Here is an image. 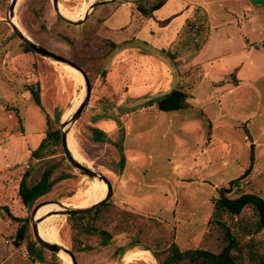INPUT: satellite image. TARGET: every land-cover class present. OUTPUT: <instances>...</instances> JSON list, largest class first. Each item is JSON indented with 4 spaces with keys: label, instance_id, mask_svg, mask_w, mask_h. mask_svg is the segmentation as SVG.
Wrapping results in <instances>:
<instances>
[{
    "label": "rangeland",
    "instance_id": "374dc122",
    "mask_svg": "<svg viewBox=\"0 0 264 264\" xmlns=\"http://www.w3.org/2000/svg\"><path fill=\"white\" fill-rule=\"evenodd\" d=\"M10 1L0 0V186L1 183L4 186L0 191V206L4 207H0V264H33L30 258L34 253L37 255L36 248H40L32 234L33 209L41 203L60 202L73 207L87 201L90 181L71 167L62 145L49 147L38 159L32 155L45 137L48 123L61 131L66 114L83 97L84 83L81 79L78 85L65 67L35 56L33 51L34 54L22 50L21 40L13 38L12 29L1 23L6 19ZM98 1L104 0L94 3ZM86 2L59 0L61 9L72 14ZM36 5L35 0H19L15 10L17 24L40 46L82 64L91 80L90 103L71 131L73 151L81 164L109 179L113 186L109 202L138 219L131 234L125 232L115 237L117 244L127 248L117 260L111 253L89 256L75 252L69 245L67 217L58 215L50 226L49 231L54 232L53 243L73 250L79 264H161L155 254H168L172 246L180 251L206 248L218 252L223 234L215 226L216 231L209 226L218 190L228 188L230 182L249 169L248 184L241 183L234 192L264 199V43L261 44L264 36L261 41H255L259 50L253 59L259 71L254 73L253 80L242 81L241 75L247 76L246 73H235L239 83L234 78L232 83H224L220 82L221 77H225L220 66L211 70L207 67V71L206 66L202 67L208 73L204 77L200 65L194 64L205 44L200 50L194 45V49L184 52H181V44L173 48L177 41L167 51L149 49L146 38H141L139 32L144 28V32L149 33L144 22L151 18L140 20L135 3L120 1L96 8L87 23L71 27L57 19L49 0L42 19L46 26L60 33L50 36L38 32L40 22L30 11ZM247 10L250 11L244 5L243 17ZM105 20L104 25L113 28L116 41L120 34L134 33V38H141L127 40L123 45L113 43L115 49L119 48L116 50L125 46L133 49L128 58L124 57L135 64L132 68H127L130 62L124 58L120 62L115 56L117 53L111 54L106 47L113 40L101 25ZM135 22L141 29L130 27V23L135 25ZM152 30L156 33L155 28ZM186 34L183 31L180 43L187 40ZM206 36H199L198 46L207 42ZM104 51H109L105 60ZM141 55L152 59L148 63L151 69L147 81L152 87L160 88H148L147 91H153L147 95L137 87L129 91L140 73L138 67L145 64L138 59L135 63L134 58ZM186 60L190 66L184 70L178 63ZM114 64L120 67L113 68ZM231 74L234 72L227 76ZM112 83H115L113 88ZM37 85L41 107L35 103L30 89ZM178 89L188 95L191 108L159 111L158 100ZM136 90L140 96L134 97ZM118 106L125 108V113L116 111ZM94 129L103 133L98 141ZM61 161L72 169V179L53 186L31 209L25 208L19 197L25 173L33 170L32 179H35L46 162ZM9 213L28 220L30 240L20 248H15L14 241L21 224L12 220ZM254 220L251 209L243 213V221L252 224ZM134 237L141 238L139 245L132 240ZM256 239L259 240L260 235ZM29 246L33 249L29 250ZM42 253L49 262L52 254L45 250ZM135 253L139 255L127 263L129 255ZM1 257L5 261L2 262ZM57 257L59 264H65Z\"/></svg>",
    "mask_w": 264,
    "mask_h": 264
},
{
    "label": "trees",
    "instance_id": "16d2710c",
    "mask_svg": "<svg viewBox=\"0 0 264 264\" xmlns=\"http://www.w3.org/2000/svg\"><path fill=\"white\" fill-rule=\"evenodd\" d=\"M37 5L30 9L32 16L39 21L38 32L50 36L57 33L50 29L42 19L43 12L49 4V0H35ZM168 0H142L136 3L138 11L144 17L152 18L153 14L161 9ZM8 29V27H5ZM183 31L189 37L180 43ZM179 38L174 43L173 48L181 44V52L191 51L196 45V50H200L205 43L199 45L200 37L208 33L206 13L197 8L193 17L187 20L186 25ZM12 37L17 39L15 34ZM186 34V35H187ZM194 34V36L190 35ZM197 42V44H195ZM73 43V41H72ZM20 47L25 53L34 54L28 47L20 42ZM180 51L178 52L181 53ZM36 56V54H34ZM174 57V56H173ZM175 58V57H174ZM80 65V64H79ZM84 67L82 64L80 65ZM39 85L31 86V94L35 103L41 107V98L39 94ZM188 95L181 89L174 90L164 98L158 100L157 107L159 111L175 112L190 109L187 101ZM42 139L40 146L33 152V157L40 158V153L48 151L49 147L61 146V132L59 128L49 125ZM95 130V129H94ZM97 141L103 136L101 130L94 131ZM100 138V139H98ZM95 141V140H94ZM95 141V142H97ZM254 159V158H253ZM64 160V159H62ZM57 162V161H56ZM46 162V166L37 173L39 177L32 179L33 170L27 171L22 178L19 190V197L25 208L31 209L34 203L43 196L50 193L57 184L71 180L72 169L66 162L56 163ZM251 169V168H250ZM250 170L239 179L230 182L228 188L219 189V197L214 201L213 216L209 222L210 229L216 231L214 226L223 234V241L218 252L208 251L206 248H197L186 251H180L178 248L171 247L168 254H155L161 264H264V199L258 195L244 194L235 188L246 186L249 182ZM246 182V184H244ZM251 209L254 212L255 220L252 224L243 221V213ZM12 220L20 223L17 230L14 246L20 248L22 244L30 240V229L27 219L15 217L9 213ZM138 219L129 212L121 210L119 206L109 202L102 208L92 214L81 217H68L67 225L69 228V245L78 254L95 255L102 253H111L115 260L125 254L126 247L117 244L116 236L120 234H131ZM260 235L257 240L256 236ZM131 238V237H129ZM134 242H141V238H133ZM32 244V243H31ZM33 243L32 245H34ZM139 245V244H138ZM136 245V246H138ZM29 250L33 247L29 246ZM37 252L31 256L34 262L41 264H59L56 255H51V260L47 262L42 256V250L36 248Z\"/></svg>",
    "mask_w": 264,
    "mask_h": 264
},
{
    "label": "crops",
    "instance_id": "0c3cea01",
    "mask_svg": "<svg viewBox=\"0 0 264 264\" xmlns=\"http://www.w3.org/2000/svg\"><path fill=\"white\" fill-rule=\"evenodd\" d=\"M128 1L126 0L128 4H136V2L142 0ZM112 3L114 2H111L110 4ZM244 5H246L250 9V11L247 10L243 17ZM197 8L202 9L206 13L207 26L208 30L210 31H208L206 36L207 42L201 49L199 57L195 59L196 61L194 62V64L200 65L199 67H201L200 69L202 72L204 71L202 69V67L204 66H206V71L207 67L208 70H211L216 68L217 66H220L219 70L225 73V77H221V79L223 80L220 82L232 83L234 78V80L239 83L240 79L237 77L235 79V73L236 75L246 73L247 76L241 75L242 81H245L246 79L248 81L253 80L254 73L257 74L259 71L258 65L253 59L254 53L256 52V50H259V47L256 44L257 42L255 43V41H261L262 37L264 36V0H168V2L161 9L157 10L153 14L151 20L144 22L145 30L147 29L149 33L147 31L144 32V28H142V30L139 32L140 37L146 38L149 49L167 51V49L177 40V37H179V34H181L182 30L184 29L187 20L193 17ZM251 13L253 14V16ZM138 18L140 20L149 19L142 16L140 13L138 15ZM138 18L136 19L137 22ZM87 20L88 18L83 23H87ZM106 20L109 21L110 19L107 18ZM106 20L103 21L101 25L106 28L109 36L111 35V40H113V42L108 43L109 45L107 44L106 47H108V50H110L111 54L117 53L115 56H117L120 62H122L124 57L128 58L130 50L133 49H128V47L125 46L120 50H116L119 48L115 49L113 43L117 42L119 45H123V42L127 40L141 38H134V33L130 35L127 34L125 36H122V34H120L118 40H121L116 41L113 28H109L104 25L106 24L105 22H107ZM137 22H135V25H132V23H130V27H133L134 30H137L138 28L141 29V25L137 24ZM146 22L148 26H145ZM151 27L156 29V33L152 30ZM148 35H150V38L148 37ZM148 39H150L151 41ZM263 43L264 42H262L261 44ZM108 54L109 51H104V60L107 58ZM137 59L140 61L142 60V62L145 64L144 67H138L140 73L135 79L134 84L129 87V91L130 88L137 87L139 90H144L147 95L149 91H153H147L148 88H159L155 86L152 87L147 81L149 71L151 69L148 63L152 62V59L148 58V56L141 55L134 58L135 63ZM128 62H130V64L127 68H132V66L135 65L132 64V61ZM179 64L184 70H186L187 67L190 66L188 64V60L179 61L178 65ZM118 66L119 65L114 64L113 68H117ZM162 67L164 68V66ZM174 67L175 66H173V68ZM157 68H159L158 65ZM231 72H234V74L227 76V73ZM203 75L204 77H206L208 73L204 71ZM230 76L232 77L229 79ZM141 81L145 83H141ZM170 81H173V78H171ZM114 84L115 83L110 84L112 88L115 87ZM129 94L130 92L126 93L125 96L127 97ZM138 94V90L133 93L134 97L140 96ZM117 110L121 113H125V108L121 109V107L118 106V108H116V111ZM3 189L4 186L1 183L0 191ZM5 244L8 246L10 245V243L7 244V242ZM1 260L2 262L5 261L3 257H1ZM30 260L33 262V264L38 263L34 262L31 258Z\"/></svg>",
    "mask_w": 264,
    "mask_h": 264
},
{
    "label": "water",
    "instance_id": "95a60500",
    "mask_svg": "<svg viewBox=\"0 0 264 264\" xmlns=\"http://www.w3.org/2000/svg\"><path fill=\"white\" fill-rule=\"evenodd\" d=\"M124 2L126 0H104V1H98L96 3L91 4L89 7L88 12L81 18L77 20H68L65 21L63 19L61 14V6L59 4V0H51L52 6L54 9V12L57 16V19H59L61 22L66 24L67 26L71 27H78L88 18V16L93 12L96 8L99 7H107L111 6L116 2ZM19 0H11L9 7L7 9V15L6 19L4 21H1V23L7 24L15 34V36L21 40V42L28 47L31 51H33L36 55L52 62L56 63L58 65H61L63 67H69L75 71H77L83 81H84V92H83V98L81 99L80 104L78 107L71 113L66 121H63L61 124V145L62 149L65 155L66 160L71 165V167L76 170L81 176L89 179L90 183H93L95 181L97 182H103L107 185V194L104 197L103 200L99 201L95 205H92L90 207L86 208H74L67 206L60 202H49V203H41L40 205H37L32 212V234L34 237L35 242L40 247V249L45 250L52 255H56L61 257L62 255L68 256L72 264H79L77 255L68 247L51 243L46 241L41 234L39 233V223L41 221H44L45 219L52 217V216H62V217H81L86 216L89 214L94 213L98 209L102 208L104 205H106L111 197L113 196V186L109 179L103 175L102 173L95 172L91 170L90 168L86 167L85 165L81 164L73 154V150L69 146V136H71V131L74 127V125L77 123V121L81 118L84 111L87 109L92 95V85L91 80L89 78V75L87 72L78 64L75 62L51 51L46 49L45 47L40 46L38 43H36L16 22L15 20V10L17 7ZM111 2H114L110 4ZM48 205H55L59 208V210L51 211L47 214H45L43 217L37 219L36 215L41 210V208L48 206Z\"/></svg>",
    "mask_w": 264,
    "mask_h": 264
},
{
    "label": "bare ground",
    "instance_id": "6f19581e",
    "mask_svg": "<svg viewBox=\"0 0 264 264\" xmlns=\"http://www.w3.org/2000/svg\"><path fill=\"white\" fill-rule=\"evenodd\" d=\"M96 0H87L86 3L82 4L80 6L79 9L76 10V12L74 14L72 13H67L65 11H63L61 9V14H62V17L66 20H77V19H81L89 10V7L91 6V4H93ZM66 71L71 75L72 78H74L76 80V82L78 83V85L81 84V75L71 69V68H66ZM83 81V79H82ZM84 83V81H83ZM83 98V97H82ZM81 101H77V103L75 104V106L69 111L68 114H66L65 116V119L68 118V116L73 113V111L78 107V105L80 104ZM70 136H69V146L71 147L72 150H74V145L72 144V142L70 143ZM73 154H74V157L79 161V162H82L81 159L79 158V156L73 151ZM87 193H88V197H87V201L84 203V204H77V205H74L73 207L74 208H86V207H90L92 205H95L96 203H98L99 201L103 200L104 197L106 196L107 194V187L105 185V183L103 182H93V183H90L89 187H88V190H87ZM56 210H59V208L55 205H48V206H45L44 208H42L38 215H37V219H39V217H41L42 215H45L51 211H56ZM57 218V216H52V217H49L47 219H45L44 221H41L39 223V233L41 234V236L48 242H51L53 243V240H54V232L53 231H49L50 229V226L54 223L55 219ZM146 253V252H145ZM139 255L138 253H135L134 254H131L129 255V257L127 258L126 262L129 263V262H132L135 258V256ZM61 258L63 259V261L65 262V264H72V261L71 259L66 256V255H62Z\"/></svg>",
    "mask_w": 264,
    "mask_h": 264
}]
</instances>
